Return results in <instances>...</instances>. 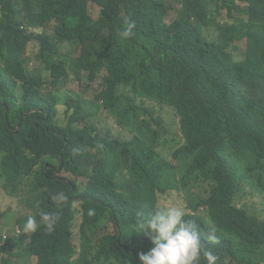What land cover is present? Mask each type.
<instances>
[{
  "label": "clouds",
  "instance_id": "9594fccd",
  "mask_svg": "<svg viewBox=\"0 0 264 264\" xmlns=\"http://www.w3.org/2000/svg\"><path fill=\"white\" fill-rule=\"evenodd\" d=\"M188 1L170 0L176 13L150 17L142 0H121L125 10L119 12L121 26L116 27L100 0H73L76 9H54L41 18L38 11L13 10L7 0H0V118L12 134L0 133V185L6 192L0 209V264H264V237H244L235 218L220 216L214 203L182 185L178 193L183 200L178 193L162 196L165 191L143 186L134 193L138 198L144 195L143 200L128 206L119 220L96 217L91 227L84 224L88 221L81 207L84 196L53 212L37 214L28 204L34 195L44 207L62 204L58 195L29 192L42 174L85 188V176L64 168L76 156V144L83 137L101 158H111L119 167L111 170L114 181L124 188L132 186L135 162L126 164L133 157L132 147L136 148L131 141L140 138L141 127L147 136L146 124H154L149 115L138 121L137 111L127 114L125 105L121 110L118 104L130 95L136 98V107L160 103L161 112H175L160 98L150 100L141 85L145 76L132 60L134 55L149 58L163 30L175 35L165 55L175 62L188 45L183 37L191 30L196 38L224 46L222 51L231 49L237 63L264 52V13L257 7L247 13L231 12L230 0H205L180 21ZM236 4L241 9L251 7L247 0ZM136 22L152 26L153 32L138 33ZM233 84V78L220 76L219 92ZM166 91L181 93L178 88ZM198 97L202 104L210 96L198 93ZM253 98L256 108L245 122L264 147V78ZM30 121L43 137L35 143L21 136ZM109 136L107 150L104 141ZM7 156V165L21 162L24 169H31L22 184L20 178L9 180L2 172ZM138 157L149 168L156 164L144 149ZM63 170L68 175H59ZM245 197L264 210V186L259 181ZM22 203L28 213L18 215ZM88 214L93 215V210ZM4 218L13 225L12 232L2 225ZM42 225L47 235L36 245L32 237Z\"/></svg>",
  "mask_w": 264,
  "mask_h": 264
},
{
  "label": "trees",
  "instance_id": "16d2710c",
  "mask_svg": "<svg viewBox=\"0 0 264 264\" xmlns=\"http://www.w3.org/2000/svg\"><path fill=\"white\" fill-rule=\"evenodd\" d=\"M100 1L105 6V14L112 20L113 25L120 27L118 14L125 10L121 0ZM204 1L189 0L190 5L180 11V21L184 20L193 7ZM247 1L251 7L241 9L236 0H230L227 8L231 12L247 13L253 7H257L264 13V0ZM142 2L145 13L150 17L165 14L170 17L173 10L177 12L170 0L168 3L167 0ZM7 3L13 10L28 8L33 12L38 11L39 18L54 12V9L60 8L64 11L76 9L73 0H7ZM136 23L139 24L138 33L148 36L153 32L152 26ZM174 39L175 35L163 30L159 43L149 58L134 55L132 60L145 76V82L141 85L150 100L160 98L164 106L173 108L175 112L170 110L165 114L167 118H157L155 115L160 103H153L149 107L142 105L136 107V98L130 95L125 103L118 104L121 110L125 105L123 112L127 114L137 111L138 121L144 119V115H149L155 126L147 123L145 136L146 132L140 125V138L131 141L136 148L132 147L133 157L126 164L135 162L132 166L134 173L132 186L124 188L115 182L111 170L119 167L113 164L111 158H101L93 151L91 141L88 144L83 137L76 144V156L65 163L64 168L77 176H85L88 179L85 188L81 190L76 182L69 184L59 177L53 178L42 174L33 183L29 192L36 194L39 190L38 194L58 195L62 197V204L54 203L44 207L41 199L34 195L28 204L37 214L41 211L53 212L84 196L81 207L88 220L84 221L85 225L89 227L96 225V217L116 222L123 216L128 206L137 200H143L144 195L139 198L134 195L141 192L143 186H153V189L165 191L162 196H166L178 193L182 185L184 189L188 188L198 197L207 199L208 203H214L213 206L220 216L235 218L244 237L248 239L264 237L262 219L264 210L257 209L255 204L246 201L245 197L249 188L258 187V181L264 186V147L260 137L251 136L248 121L245 122L251 111L256 108L253 91L264 78V52L244 57L237 63L236 57L233 56L235 53L231 49L228 48L229 53L222 51L224 46L196 38L194 31L191 30L183 37L188 45L176 56L178 62H175L165 56L169 53L170 43ZM231 40L229 38L225 42L226 45ZM249 69L252 72L249 73ZM220 76L233 78L234 84L230 90L219 92ZM172 88L180 89L181 93L166 91ZM198 93L210 97L200 104ZM232 110L238 111L232 114L230 112ZM0 133L12 135L10 128L1 118ZM21 136L25 137L28 143L29 141L35 143L43 138L37 133L33 121L28 123L27 130ZM110 139L109 136L104 141L107 150L111 146ZM156 144L162 149L154 146ZM141 149L156 159L152 158L156 163L152 168L138 157ZM8 158L9 156L4 158L2 172H5L9 180L20 178L22 184V178L32 174L31 169H24L21 162L9 166L6 164ZM253 168L261 171L256 170L258 176ZM21 188L24 189L25 186ZM180 197L184 199L181 195ZM64 199H68V203L63 202ZM90 209L93 210V215L88 214ZM45 235L46 228L42 225L33 235V243L36 245L41 243ZM132 264L136 263L132 261Z\"/></svg>",
  "mask_w": 264,
  "mask_h": 264
},
{
  "label": "rangeland",
  "instance_id": "374dc122",
  "mask_svg": "<svg viewBox=\"0 0 264 264\" xmlns=\"http://www.w3.org/2000/svg\"><path fill=\"white\" fill-rule=\"evenodd\" d=\"M157 108H158V112L156 113V115L157 116L162 115L163 117L167 118V116L165 115V113L164 112H161L162 111L161 110V106L158 105ZM59 175H62V176L68 175V172H66V171L63 170V171H61L59 173ZM80 182H82V181H80ZM4 193H6V192L2 188V186L0 185V209L1 210L4 208L2 206L3 205L2 202L6 200V195ZM27 213H28V208L25 206V204L22 203L21 206H20V211H19L18 215L27 214ZM1 223H2V225L5 226V230L8 233L9 232H12L13 225L11 224V222L7 218L2 219Z\"/></svg>",
  "mask_w": 264,
  "mask_h": 264
}]
</instances>
